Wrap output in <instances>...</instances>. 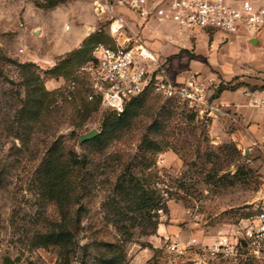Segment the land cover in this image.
<instances>
[{"label":"rangeland","instance_id":"obj_1","mask_svg":"<svg viewBox=\"0 0 264 264\" xmlns=\"http://www.w3.org/2000/svg\"><path fill=\"white\" fill-rule=\"evenodd\" d=\"M95 1L0 0V264H60V249L41 247V238L62 224L79 243L74 264L83 246L121 238L127 264H264V240L244 241L228 257L215 247L221 237L243 242L264 206V149L239 146L236 123L226 116L238 113L216 98L220 85L241 78L220 67L222 47L212 50L211 42L216 34L205 43L193 37L168 57L155 55L171 80L206 90L202 112L149 90L126 121L109 126L115 114L93 89L91 54L78 53L98 42L116 45L105 25L109 16L98 17ZM153 24L151 43L168 47L163 35L178 27ZM71 27L86 34L81 46L49 54L73 37ZM239 52L258 54L263 66L252 65L258 70L248 77L264 79V36ZM30 72L38 82L29 81ZM92 131L99 134L80 143ZM73 157L87 165L73 166ZM49 170L58 171L56 179ZM138 182L164 200L151 222L128 212L126 193L117 189ZM174 243L179 252L170 249Z\"/></svg>","mask_w":264,"mask_h":264},{"label":"built area","instance_id":"obj_2","mask_svg":"<svg viewBox=\"0 0 264 264\" xmlns=\"http://www.w3.org/2000/svg\"><path fill=\"white\" fill-rule=\"evenodd\" d=\"M98 17L109 16L115 47L99 44L89 63L93 89L102 104L118 114L125 104L149 90L169 99H177L195 111L202 112L207 102L206 90L196 82L178 84L172 81L153 52L146 45L147 27L153 22L173 24L185 32L220 34L227 41L258 42L264 36V3L255 0H96ZM127 15L138 21L136 32L129 28ZM252 106L264 108V94L252 99ZM213 111H219L217 108ZM211 112L212 116L217 115ZM161 213L162 210H159ZM242 241L255 246L264 240V206L250 223ZM221 237L215 247L224 256H233L241 246ZM170 249L179 252L174 243Z\"/></svg>","mask_w":264,"mask_h":264},{"label":"crops","instance_id":"obj_3","mask_svg":"<svg viewBox=\"0 0 264 264\" xmlns=\"http://www.w3.org/2000/svg\"><path fill=\"white\" fill-rule=\"evenodd\" d=\"M127 17L129 19V28L136 32L139 26L138 21L132 15H127ZM156 26L157 25H154L153 23L149 24L147 31H145V35L146 45H149L148 48L158 59H160L161 56L158 54H163V57H168L170 54H176L177 51H179L177 45L184 44L185 46H188V44L192 42L193 37L201 39V42L205 43V39L209 36V34L202 32L191 33L181 31L177 28L175 34L168 32L166 35H163L164 40L168 41L169 45L166 48H160L159 46L155 47L154 43H151L154 37L150 32L154 31L152 28ZM71 30L73 32V37L70 39L63 38L61 41L56 42L49 54H66L67 52L81 46L86 38V34L82 29L77 27H74L73 29L71 27ZM215 36L216 39L210 41L213 42L214 45L212 50H215V45L222 47V50L219 51L221 52L220 54H222L220 67L225 72L232 70V72L236 73L235 75L241 76L240 81L232 84V86L235 87L234 90L223 91L217 97V101L220 105L224 107H232L234 112L238 113L237 116H235V114L226 115L227 117H233V122L236 123L238 129L236 136H234L233 139L239 142L240 147L246 144L250 146L251 152L254 147L264 149V109L254 107L250 103L253 98H258L264 94V88L261 87V85L264 84V79L255 80L248 77L252 72L258 70L253 68L252 65L260 67L263 66V64L258 60V56H256L258 54H240V52L239 54H235L236 51L238 52V49L242 44H256L257 42L252 41L251 43H248L246 41H227L220 34H216ZM159 49L161 50L159 51ZM229 51H231L230 54ZM52 56H50V58H53ZM157 58L156 60L158 61ZM230 59L232 60L231 66H233L234 69H230V63L228 62ZM250 61L257 62L252 64ZM176 65L175 68H179V62ZM247 65L248 67H246ZM256 85L259 86L256 87ZM222 119L223 118L218 116V120Z\"/></svg>","mask_w":264,"mask_h":264},{"label":"trees","instance_id":"obj_4","mask_svg":"<svg viewBox=\"0 0 264 264\" xmlns=\"http://www.w3.org/2000/svg\"><path fill=\"white\" fill-rule=\"evenodd\" d=\"M109 22H105V25H108ZM104 44L102 42H98L91 50H89L87 47H83L81 50H79V54H91L90 61L94 59L93 52L97 45ZM111 47H115L114 45H108ZM85 49V50H84ZM87 49V50H86ZM25 68L31 69L33 68V65H24ZM40 78L36 77L34 73L30 72V82H38ZM235 87L232 85H226L225 86H219L218 87V93L216 94V98L226 90H234ZM40 90L36 88V92L38 93ZM143 96V95H142ZM138 97L135 99H131L125 104L124 111L121 114H118L117 112L113 111L115 114V118L111 120L109 123V126H118L121 122L126 121L129 115L130 108L138 103L139 99L142 97ZM36 98V96H35ZM99 100H101V97H98ZM36 100V99H35ZM37 105L39 107L42 106L41 102L38 101ZM83 107L88 110L89 107L86 105H83ZM90 110V109H89ZM38 111V110H36ZM97 140V139H96ZM91 141V140H90ZM160 152V150H157ZM72 165L73 166H79L85 167L87 165V161L85 159L79 160L77 157L72 158ZM54 174V177L56 179L58 175L57 170H49L47 172V175L51 176ZM56 175V176H55ZM118 190H120V193L125 194L127 196V202L128 204V212L130 213H138L143 221L151 222L153 219L152 211L157 210L161 207V205L164 203V200L161 196V194L156 190L152 189L150 184L147 183H135L132 187L126 186L125 183H120L117 187ZM130 191H133L132 193H129ZM124 234L123 237H126ZM75 233L73 230H71L67 224H62L60 227L52 232H48L44 236H42V243L41 247H50L54 246L60 249V264H74L75 263V257L77 254V248L79 247L78 241L75 239ZM243 244L247 245L244 241ZM127 239L121 238L118 239L115 242H108V241H100V242H94L92 244H88L83 246L81 248L83 251V257L81 258V261L79 264H90L92 261V264H127L128 259V251H127ZM93 248V249H92ZM94 251V252H93Z\"/></svg>","mask_w":264,"mask_h":264},{"label":"water","instance_id":"obj_5","mask_svg":"<svg viewBox=\"0 0 264 264\" xmlns=\"http://www.w3.org/2000/svg\"><path fill=\"white\" fill-rule=\"evenodd\" d=\"M217 116H221L220 114H217ZM99 133L97 131H92L89 132L83 136L80 137V143L86 142V141H90L92 139H94Z\"/></svg>","mask_w":264,"mask_h":264}]
</instances>
